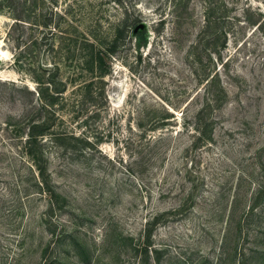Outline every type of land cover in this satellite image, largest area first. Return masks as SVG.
<instances>
[{"label":"rangeland","instance_id":"rangeland-1","mask_svg":"<svg viewBox=\"0 0 264 264\" xmlns=\"http://www.w3.org/2000/svg\"><path fill=\"white\" fill-rule=\"evenodd\" d=\"M0 264H264V0H0Z\"/></svg>","mask_w":264,"mask_h":264}]
</instances>
